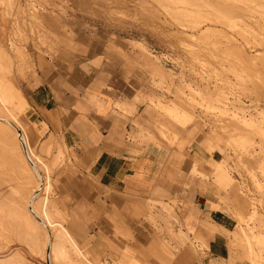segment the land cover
Returning <instances> with one entry per match:
<instances>
[{"label":"rangeland","instance_id":"374dc122","mask_svg":"<svg viewBox=\"0 0 264 264\" xmlns=\"http://www.w3.org/2000/svg\"><path fill=\"white\" fill-rule=\"evenodd\" d=\"M225 2L226 15L213 8L215 0H0V44L6 49L11 47L5 50L6 63H0L4 65H0V89L6 91L4 95L9 94L5 96L10 102L2 100L4 90H0V112L12 121L18 120L21 126L32 125L37 132L34 154L43 160L44 184L49 186L45 197L58 202L56 209L60 212L56 211L53 221L61 224L72 241L79 244L77 247L83 255H77L70 246L74 264H144L137 256L130 255L127 260L123 255L119 260L105 259L99 263L86 245L79 242L78 235L70 230L75 220L68 210L77 192L76 177L80 175L75 166L77 158L59 136L51 132L47 135L28 116L26 86L31 85L36 74V57L49 56L58 63L76 54L81 46L106 52L117 66L114 89L117 94L125 93L115 101L118 114L131 116L140 106L146 108L149 123L144 126L159 140L176 144L183 130L191 131L190 143L197 144L207 154L211 171H198L195 163L190 176L205 179L227 192L236 226L225 232L229 238V258L207 257L205 246L200 243L195 247L201 257L199 264H264V188L261 189L264 176L255 162L264 161V138L255 134L249 147L240 153L217 126L229 120L233 113L242 119L255 120H261L259 115H264V0H216L217 4ZM220 15L227 16L231 23ZM208 30L211 32L206 33ZM120 76L125 83L119 80ZM182 114L192 122L180 121ZM161 124L177 133L172 136ZM139 127V133L132 136L134 139L139 137L142 142L155 139L142 125ZM220 139L224 142L220 144L222 148L214 149ZM56 159L59 161L54 163ZM211 159L224 165L214 168ZM216 171L231 179L230 186L219 180ZM17 180L14 186L17 185L20 194L7 193V201L30 189ZM159 202L155 206L162 208L159 211L162 218L150 221L164 244L167 243L166 252L179 253L186 247L187 232L180 228L175 205ZM250 203L258 210V217L252 220L247 219ZM13 232L9 238L11 244L0 252H6L8 257L17 253L20 258L38 264L28 255L25 237H20L18 230ZM233 236L240 237L242 247L240 242L233 247ZM255 237L261 241L257 242ZM246 241L252 244L250 254ZM127 248L124 246V254ZM36 259L40 256L36 255ZM176 261L174 258L170 264Z\"/></svg>","mask_w":264,"mask_h":264},{"label":"crops","instance_id":"0c3cea01","mask_svg":"<svg viewBox=\"0 0 264 264\" xmlns=\"http://www.w3.org/2000/svg\"><path fill=\"white\" fill-rule=\"evenodd\" d=\"M36 58V74L26 86L28 116L47 135L59 136L77 158L80 175L68 206L75 220L70 230L94 258L102 263L130 255L144 264H170L174 258L175 264H199L195 247L201 243L207 257L228 259L225 232L236 226L232 203L221 187L191 178L195 163L198 171H211L207 154L190 143L191 131L183 130L171 144L146 129V108L140 106L131 116L118 114L115 101L125 93L114 89L117 66L104 51L81 46L62 62ZM139 124L155 139H134ZM216 173L230 186L231 179ZM159 201L175 205L180 228L187 232L179 253L166 252L167 243L152 223L162 218V208L155 206ZM124 246L129 248L125 254Z\"/></svg>","mask_w":264,"mask_h":264},{"label":"bare ground","instance_id":"6f19581e","mask_svg":"<svg viewBox=\"0 0 264 264\" xmlns=\"http://www.w3.org/2000/svg\"><path fill=\"white\" fill-rule=\"evenodd\" d=\"M164 1L167 2V1H171V0H164ZM178 1L179 0H177V2ZM180 1H183V0H180ZM221 1L224 2V0H221ZM226 3L227 2H225L223 4H217L216 0H215L214 4L217 7L216 6L215 7L212 6V7L215 8V10L218 12H220V11L223 12L220 14L226 15V11H228V9H227L228 6ZM209 5H212V3ZM230 8H232V7H230ZM230 10H232V9H230ZM175 12H176V10H175ZM174 14L177 15V13H174ZM220 16L223 17L224 15H220ZM175 17H177V16H175ZM224 17H227V16H224ZM232 18H233V16H232ZM227 20H229V18ZM198 21H201V20H197V23H198ZM229 22H230V20H229ZM195 24H196V22H195ZM208 29L211 30V28H209V27H208ZM210 30L206 31V33L209 32ZM207 38H208V36H207ZM10 48L9 49L7 48V49L10 50ZM7 49L4 47V45L0 44V63H2V61H4V58H6L5 55H6L7 51H5V50H7ZM9 55L7 57H10ZM7 59H5V60L7 61ZM7 62L9 63L10 61L8 60ZM0 65H2V64H0ZM2 66L4 67V65H2ZM262 88L264 89V87H262ZM0 90L3 91L4 90L3 87ZM2 93H3V94H1L2 100L4 102H10V99L7 98V97H9V94H8V96H7V94H5L7 96L6 97L4 95V93H6V91L4 90ZM209 93L211 94V92H209ZM214 102L216 103V101H214ZM193 104L195 105V103H193ZM199 104H201V102H199ZM196 105H197V102H196ZM1 108H0V110H1ZM210 108H212V107L209 106V109ZM225 112H226V110H225ZM232 112H234V111H232ZM5 115L0 112V249L1 248L3 249V247L6 246L8 243L11 244V242L9 241L10 240L9 238H10V236H12L13 231L16 230V232H17V230H18V232H19L18 235L20 237L24 236L26 239L25 243L27 244L28 249H29V250H27L29 257H31L33 260L38 261V264H74L73 259H71V257H70L71 247H73L72 250L74 249V251L77 253V255H79V256L81 255V257H83V255H82V252L77 247V245H79V244L77 243V245H76L72 241L71 236L69 235V233H67L65 231V229L61 226V224L59 225L58 223L54 222L55 220L53 221L54 215H56V211H57L56 206L58 205V202H52L51 200L49 201L45 197V194L47 193L49 186L44 184V175H43L42 170H41L43 160L40 159L39 157L37 158L36 155L34 154V152H35L34 151V143H35L34 141L36 139V133L37 132H35L32 125L25 123L24 124L25 126H21L19 124L20 122L17 119L16 120L19 123L15 120L12 121L10 118H7L8 117L7 114H5ZM259 116H261L260 117V118H262L261 120L249 119L251 117H249L248 119H244V118L242 119V118H239L240 115L238 117L236 115V113H233L232 115H230V117H228L229 120L225 119L222 124H220V125L218 124L217 126L220 127V129H222V131L221 130H219V131H221V133L224 136H227L229 143L231 145L233 143L238 148L237 150H239L240 153H243V151L249 147L251 140H253L255 137V134H257V136H258V134H260L264 138V115H259ZM174 118H175V120L177 119V117H174ZM179 120L183 121L185 123H188V124L190 122H192V119L190 117H188L186 114H182V117ZM161 125L172 136H174L177 133L176 131L169 129L166 126V124L165 125L161 124ZM222 134H219V135H222ZM261 136H260V138H261ZM263 138H261V139H263ZM221 139L217 145V147H219V148H222L220 146L221 142H223ZM223 139H224V137H223ZM262 142H264V141H262ZM56 155H55V158H56ZM57 157H58V155H57ZM57 159H56V161H54V163L59 161ZM255 162H256V166L258 167V169L261 170L262 176H264V161L263 160L262 161L256 160ZM210 163H212V164L214 163L213 164L214 168H216L217 166L224 165L222 161L215 160V159H211ZM210 166H211V164H210ZM46 168H47V166H46ZM9 172H11V174ZM14 176H15V178H14ZM16 178L18 180H20L19 182L24 183L23 186L28 185L30 189L29 190L25 189L26 192L23 193L22 195H19L18 197L17 196L15 197V195H14L13 197L16 199H12V200L7 201V199H9L7 197V193L10 192L13 194H18V193L20 194V191L17 189L18 188L17 185L14 186ZM18 180H17V183H18ZM256 180L258 182V180H260V179L259 178L254 179V183ZM259 182H261V181H259ZM258 184H260V183H258ZM261 184H263V183H261ZM18 186L22 187V185H19V184H18ZM26 186H24V188ZM263 186H264V184H263ZM263 186H261V189L264 188ZM6 190H8V191L6 192ZM239 197H240V195H239ZM242 198H244V197H242ZM251 202H252V200H251ZM4 206H6V207H4ZM246 206H247V204H246ZM57 213L58 214L60 213L59 210L57 211ZM257 215H258V210H257L256 205L254 203H252V204L250 203V210L247 214V219L252 220L255 217H258ZM22 231H23L24 235H23ZM242 234L245 235L244 230H242ZM13 235H14V232H13ZM233 237H234V238H232L233 247H236L238 245V242L241 243V240H240V237H237V236L236 237L233 236ZM255 240L257 242H260L261 238L256 239V237H255ZM12 245H13V243H12ZM239 245H240V247H242V243ZM245 246H246L247 252L249 254L253 252L252 247H251L252 244L250 243V241L249 242L246 241ZM237 248H239V247H237ZM240 249H242V248H240ZM240 254H242V253H240ZM36 255H39L40 259L37 260ZM243 256H244V254H243ZM243 256L241 259H243ZM252 257H254V256H252ZM86 261H87V259H86ZM248 261H249V259H248ZM88 263H89V261H88ZM0 264H33V262H29V260L20 258L19 255L17 256V253H15L11 256L9 255V257H8L6 252L1 251L0 252Z\"/></svg>","mask_w":264,"mask_h":264}]
</instances>
